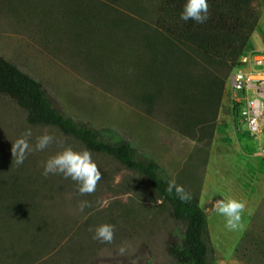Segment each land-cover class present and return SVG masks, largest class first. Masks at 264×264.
I'll return each instance as SVG.
<instances>
[{"label": "rangeland", "instance_id": "rangeland-1", "mask_svg": "<svg viewBox=\"0 0 264 264\" xmlns=\"http://www.w3.org/2000/svg\"><path fill=\"white\" fill-rule=\"evenodd\" d=\"M87 1L106 3L107 18H143L119 0ZM250 5L256 21L241 54L264 48V0ZM64 6V0H0V55L37 80L58 111L92 124L105 140L127 139L167 179L192 184L188 188L200 200L207 225L209 264H264V158L253 154L264 142V117L258 134L235 125L224 78L212 126L206 128L210 136L197 129L186 133L173 118L163 85L158 90L145 79V51L119 28H105L91 15H68ZM146 93L155 94L148 103ZM28 129L30 145L43 134L55 140L17 166L11 146ZM61 144L83 150L55 127L28 124L23 110L0 94V187H18L31 209L27 216H0V264H170L165 242L179 236L182 226L144 179L91 152L103 178L93 194L81 196L71 179L42 175V163ZM228 187L246 204L236 230H228L225 218L213 211L221 198L205 195ZM81 200L91 207L81 212ZM102 223L115 226L111 244L92 238L89 228ZM122 244L128 248L123 256L117 251Z\"/></svg>", "mask_w": 264, "mask_h": 264}, {"label": "trees", "instance_id": "trees-1", "mask_svg": "<svg viewBox=\"0 0 264 264\" xmlns=\"http://www.w3.org/2000/svg\"><path fill=\"white\" fill-rule=\"evenodd\" d=\"M119 1L143 18L130 14L107 18L104 2L64 0V7L68 15L101 18L105 28H119L139 45L147 55L143 64L145 79L158 90L163 85L166 97L173 102V118L179 128L186 133L197 129L209 137L211 129L206 128L212 126L225 75L236 64L256 21L251 0H207L208 19L200 24L180 19L186 0ZM0 94L23 110L28 124L55 127L83 150L108 156L140 175L159 203L166 205L171 220L182 226L179 236L171 235L165 242L170 264H209L210 241L197 197L183 185L191 194L188 203H182L175 193L165 192L170 180L159 172L156 162L138 155L127 139L105 140L92 124L75 121L58 111L43 86L2 55ZM154 95L144 94V101L150 102ZM17 188L0 187V216L30 214V202L22 200Z\"/></svg>", "mask_w": 264, "mask_h": 264}, {"label": "clouds", "instance_id": "clouds-1", "mask_svg": "<svg viewBox=\"0 0 264 264\" xmlns=\"http://www.w3.org/2000/svg\"><path fill=\"white\" fill-rule=\"evenodd\" d=\"M180 19L183 21L193 20L198 24L204 23L208 19L207 0H186L180 13ZM31 137L32 131L28 129L12 143V160L15 161L17 166L23 164L29 152L43 151L55 140L49 134L39 135L36 137L33 146L29 143ZM59 147V151L49 156L42 163V175L45 177L49 174L62 175L64 178L75 182L76 192L79 195L93 194L103 175L93 161L91 151L87 149L75 151L71 146L62 144ZM165 192L170 195L175 193V196L182 203H188L191 200V194L175 180L167 182ZM77 207L82 212L86 207H91V203L81 200L78 202ZM245 208V202L228 198L217 200L213 206V211L225 218V227L228 230H236L240 225L241 215ZM89 231L93 233L92 238L101 243L111 244L115 238V226L109 223L90 227ZM127 250V245L122 244L117 251L119 255L123 256L127 253Z\"/></svg>", "mask_w": 264, "mask_h": 264}, {"label": "built area", "instance_id": "built-area-1", "mask_svg": "<svg viewBox=\"0 0 264 264\" xmlns=\"http://www.w3.org/2000/svg\"><path fill=\"white\" fill-rule=\"evenodd\" d=\"M230 92L229 107L234 124L244 125L251 135L258 134L264 117V48L241 54L225 75ZM253 154L264 158V142Z\"/></svg>", "mask_w": 264, "mask_h": 264}, {"label": "crops", "instance_id": "crops-1", "mask_svg": "<svg viewBox=\"0 0 264 264\" xmlns=\"http://www.w3.org/2000/svg\"><path fill=\"white\" fill-rule=\"evenodd\" d=\"M182 185L187 189V190H189V186L190 185H192V184H186V183H182ZM201 183H200V190H201ZM189 192L191 193V194H193L192 193V191L191 190H189ZM201 192H202V190H201ZM194 195V194H193ZM201 195H202V193H201ZM205 195H207V196H212V195H218L221 199H228V198H234V199H237V197H238V193H236V192H234L233 191V189L231 188V187H228V190L227 191H225V192H212V193H210V194H205ZM195 196V195H194ZM220 200V199H219ZM197 201H198V204H199V206H200V208H201V204H200V200L197 198ZM216 202V201H215ZM215 202L213 203V206H214V204H215ZM213 208V207H212ZM202 210V209H201ZM202 212H203V210H202Z\"/></svg>", "mask_w": 264, "mask_h": 264}]
</instances>
